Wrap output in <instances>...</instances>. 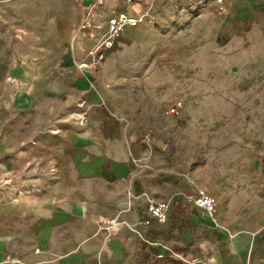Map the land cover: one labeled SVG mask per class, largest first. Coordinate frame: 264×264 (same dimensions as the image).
Listing matches in <instances>:
<instances>
[{"label":"crops","instance_id":"0c3cea01","mask_svg":"<svg viewBox=\"0 0 264 264\" xmlns=\"http://www.w3.org/2000/svg\"><path fill=\"white\" fill-rule=\"evenodd\" d=\"M57 1L51 15L38 18L54 30L52 43L37 46L46 48L41 58L0 40V113L6 117L21 109L26 115L44 91L45 67H53L61 87L64 64L70 71L65 82L82 93L86 121L39 137L58 169L52 185L37 195L0 198V264H264L263 231L213 233L215 220L187 199L197 187L213 193L199 165V174L181 170L185 161L177 152L183 143L173 131L174 115L165 113V103L176 94L137 91V44L157 48L166 31L144 23L127 26L94 62L85 53L87 40L75 39L86 7L75 2L63 8ZM190 2L174 8L179 12ZM255 2L235 0L233 15L250 19ZM133 9L137 12V0ZM111 13L92 16L102 23ZM63 26L73 33L64 56ZM92 65L104 73L88 72ZM9 121L7 130L17 125L13 117ZM148 197L170 199L164 223H142ZM114 218L140 233L112 224ZM162 255L166 258L157 261Z\"/></svg>","mask_w":264,"mask_h":264},{"label":"rangeland","instance_id":"374dc122","mask_svg":"<svg viewBox=\"0 0 264 264\" xmlns=\"http://www.w3.org/2000/svg\"><path fill=\"white\" fill-rule=\"evenodd\" d=\"M135 1L59 2L63 8L77 2L95 17L125 9L141 17L137 25L166 31L157 48L137 44V91L174 92L166 107L176 97L182 99L173 114V131L183 143L177 153L185 161L181 170L203 169V183L218 199L215 226L209 229L216 234L264 232V2L255 0L251 18L238 19L235 0H191L179 12L174 4L183 0H137V12ZM55 4L57 0H0V40L41 58L46 48L38 51L37 46H46L48 39L52 43L54 30L38 18L51 15ZM72 34L63 26V56ZM87 70L95 76L104 73L94 65ZM45 71L44 91L36 94L26 115L21 109L6 117L0 113V198L37 195L52 185L59 174L50 171L56 163L39 137L57 133L61 126L85 124L82 93L65 82L70 71L62 65L61 87L53 67ZM11 117L17 125L7 130Z\"/></svg>","mask_w":264,"mask_h":264},{"label":"built area","instance_id":"2783aa9c","mask_svg":"<svg viewBox=\"0 0 264 264\" xmlns=\"http://www.w3.org/2000/svg\"><path fill=\"white\" fill-rule=\"evenodd\" d=\"M92 15L93 13L90 10L85 11L81 21L76 25L74 32L77 34L75 39H82L81 41L84 39L87 40L85 53L92 57L94 62L101 61L104 58L106 49L114 44L115 39L125 27L136 25L141 20L138 14L125 9L113 11L102 23L95 21ZM85 64L86 62L83 61L79 63V65ZM182 105V99H175L166 107L165 113L177 114ZM49 168L55 176L58 172L56 165H50ZM186 197L215 220L218 201L213 194L209 193L204 187H197L193 192L188 193ZM169 202V198L157 200L148 197L147 217L142 220V223H164L168 216ZM111 223H124L132 230L140 233L135 225L129 224L125 220L114 218L111 219Z\"/></svg>","mask_w":264,"mask_h":264},{"label":"trees","instance_id":"16d2710c","mask_svg":"<svg viewBox=\"0 0 264 264\" xmlns=\"http://www.w3.org/2000/svg\"><path fill=\"white\" fill-rule=\"evenodd\" d=\"M166 258V256L162 255L161 257H159L158 259H156L157 261Z\"/></svg>","mask_w":264,"mask_h":264}]
</instances>
